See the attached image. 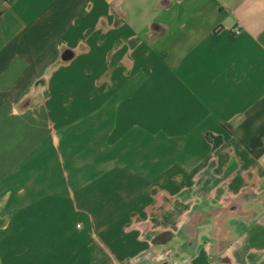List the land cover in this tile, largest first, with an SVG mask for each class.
Wrapping results in <instances>:
<instances>
[{"label":"crops","instance_id":"1","mask_svg":"<svg viewBox=\"0 0 264 264\" xmlns=\"http://www.w3.org/2000/svg\"><path fill=\"white\" fill-rule=\"evenodd\" d=\"M0 246L264 264V0H0Z\"/></svg>","mask_w":264,"mask_h":264},{"label":"rangeland","instance_id":"2","mask_svg":"<svg viewBox=\"0 0 264 264\" xmlns=\"http://www.w3.org/2000/svg\"><path fill=\"white\" fill-rule=\"evenodd\" d=\"M5 254H9V246H0V255H5Z\"/></svg>","mask_w":264,"mask_h":264},{"label":"trees","instance_id":"3","mask_svg":"<svg viewBox=\"0 0 264 264\" xmlns=\"http://www.w3.org/2000/svg\"><path fill=\"white\" fill-rule=\"evenodd\" d=\"M207 137H208V135H207ZM209 138L212 140L213 144L216 146L218 140H216L214 137H211L210 135H209Z\"/></svg>","mask_w":264,"mask_h":264},{"label":"built area","instance_id":"4","mask_svg":"<svg viewBox=\"0 0 264 264\" xmlns=\"http://www.w3.org/2000/svg\"><path fill=\"white\" fill-rule=\"evenodd\" d=\"M238 31V29H236V32Z\"/></svg>","mask_w":264,"mask_h":264}]
</instances>
